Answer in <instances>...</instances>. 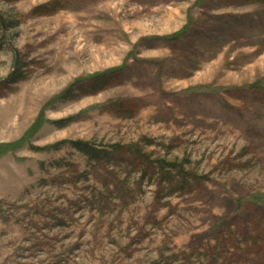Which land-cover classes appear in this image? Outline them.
I'll use <instances>...</instances> for the list:
<instances>
[{
  "label": "rangeland",
  "instance_id": "rangeland-1",
  "mask_svg": "<svg viewBox=\"0 0 264 264\" xmlns=\"http://www.w3.org/2000/svg\"><path fill=\"white\" fill-rule=\"evenodd\" d=\"M0 13V264H264L263 1Z\"/></svg>",
  "mask_w": 264,
  "mask_h": 264
},
{
  "label": "trees",
  "instance_id": "trees-1",
  "mask_svg": "<svg viewBox=\"0 0 264 264\" xmlns=\"http://www.w3.org/2000/svg\"><path fill=\"white\" fill-rule=\"evenodd\" d=\"M258 1H263L264 0H258ZM44 122V117L41 116L39 118V120L37 121V123L31 127V129L29 130V132L27 133V135L24 137V139L22 141H19L18 143H13V144H7V145H2L0 146V155H3V154H6L8 153L9 151H11L12 148H16V147H19L21 145H23L25 142H27L29 140V138H31L39 129L40 127L42 126ZM56 124H59V123H56ZM66 143H71V146L73 148H75L76 150L86 154V155H90V156H93V157H98L102 154H109L110 155V152L106 151V150H100V149H97L95 148V146L91 145L90 143H87V142H82V141H78V142H63L61 143V145L63 144H66ZM60 144H58L59 146ZM114 149H120V150H126L127 148L124 147V146H115L113 147Z\"/></svg>",
  "mask_w": 264,
  "mask_h": 264
},
{
  "label": "water",
  "instance_id": "water-1",
  "mask_svg": "<svg viewBox=\"0 0 264 264\" xmlns=\"http://www.w3.org/2000/svg\"><path fill=\"white\" fill-rule=\"evenodd\" d=\"M0 21H1L2 26L4 27L5 26V21H4L3 15L1 13H0ZM18 67H19V55L16 53V63H15L14 69H13L12 73L10 74V76H8L5 80L0 81V87L2 85H5V84H7V83L12 81V79L17 74Z\"/></svg>",
  "mask_w": 264,
  "mask_h": 264
}]
</instances>
